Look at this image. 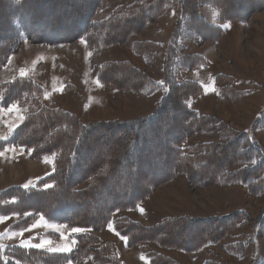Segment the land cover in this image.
<instances>
[{"label":"trees","instance_id":"obj_1","mask_svg":"<svg viewBox=\"0 0 264 264\" xmlns=\"http://www.w3.org/2000/svg\"><path fill=\"white\" fill-rule=\"evenodd\" d=\"M24 2L27 4L28 0H23V6H20V22L23 32L33 44L59 46L85 38L92 49L122 45L160 19L167 7L175 10L176 22L167 48L154 42L133 44L135 54L149 61L157 57L164 75V90L167 91L150 115L126 122L82 123L59 107L44 106L26 116L14 129L8 142L24 148L32 158L55 155L54 173L45 180L53 184L41 191H26L19 187L8 190L5 195L15 200L14 205L22 210L40 213L49 221L64 222L70 229L85 228L101 232L115 213L134 210L140 201L150 197L156 187L179 176H184L188 183L199 187L241 183L249 192L255 194L259 191L263 178L264 147L251 136L264 128V107L252 119L248 134L246 131L238 132L216 116L193 110L186 99L198 98L203 90L198 83L185 76L205 68L206 60L196 53L186 52L185 45L192 47L217 42L224 34V24L246 23L251 14L264 11V0H145L97 23L91 20L102 0H52L42 10L36 8L34 3L26 8ZM60 3L65 10L56 8ZM202 7L216 11L214 22L209 23L202 17ZM8 10H11L10 4L0 0V69L7 61V51L18 44L20 32L16 31L15 16H5ZM97 80L101 85L134 93L144 90L150 93L156 88L150 74L139 71L127 61L102 64ZM214 81L226 101L236 102L241 98L243 92L235 87L233 77L217 75ZM39 91L40 88L33 85L30 79L26 83L24 79H15L1 85L0 106L7 107L18 102L22 95H25V104L35 105L32 97L34 94L38 96ZM164 120L171 123L163 128L166 129L162 135L164 144L154 151L160 150L164 154L166 160L162 161L161 166L165 170L157 176H148L146 182L134 189H106L109 182L116 179L117 182L122 181L118 175L121 165H126L129 158H140L142 152L133 154L132 151L138 141L148 138L146 126ZM161 130V126L156 128L158 135ZM106 131L115 132L117 147L114 146L111 153L109 150L104 156L101 154L103 157L88 153L91 143L99 139L95 136ZM197 137L208 140L193 144ZM121 144H124V148ZM151 151H146V154ZM79 152H84L81 158L78 157ZM79 158L81 164H76ZM260 158L262 161H258ZM126 172V175L132 173L129 169ZM73 186H77L76 189ZM102 194L108 199L107 202L90 213L87 201H97ZM79 207L80 211L70 210ZM261 214L256 218L254 233L249 238H264V217ZM246 216L243 211L210 217L185 216L150 227L123 216L114 219V230L120 238L127 237L125 242L128 247L154 244L184 253H197L205 247L221 244L235 230L243 228L241 223ZM191 231L192 235L188 236L187 233ZM237 243L246 249L244 241L228 242L225 244L227 251L233 253ZM248 246L251 248L252 245ZM7 249L0 247V264H65L83 260H90L91 264H127L115 243L103 242L88 233L76 235L74 250L67 254L18 247ZM12 253L15 254L13 258L9 256ZM147 258L148 264H178L154 251H148Z\"/></svg>","mask_w":264,"mask_h":264},{"label":"rangeland","instance_id":"obj_2","mask_svg":"<svg viewBox=\"0 0 264 264\" xmlns=\"http://www.w3.org/2000/svg\"><path fill=\"white\" fill-rule=\"evenodd\" d=\"M5 1L11 7V10L6 11L5 16H15V25L17 27L15 28L16 31L20 32H18V44L12 45L11 50L7 51V61L0 69V87L15 79H24L25 83L30 79V82L39 87L40 91L38 96L34 94L32 97L35 99L33 103L35 105L25 104V95H22L18 102L15 101L9 105L15 104L17 111L0 113V138H3L0 139V153H2L0 155V217L6 218L0 222V247L8 248L7 250L18 247L22 249H38L55 254H67L74 250L75 236L88 233L95 235L103 242L111 243L116 240L117 243H113L116 244L121 258L127 264H148V251L161 254L178 264H254L255 261L257 264L262 263L264 261V238L261 236L254 239V237L249 238L248 236L254 233L256 218L264 211V167L261 173L263 178L260 181L259 191L255 194L252 193L253 191L249 192L241 183L199 187L188 183L184 176H179L167 184L156 187L150 197L140 201L134 210H123L115 213L110 222L112 230H109L107 226L101 232H92L91 230L73 232L72 229L67 227L68 224L59 221H49L42 214L31 212L32 210H22L18 205H14V199L6 197L5 193L14 187L26 190L23 185L29 184V189L26 191H41L53 184L52 182L47 183L45 180L54 173L55 155L32 158L27 150L8 142L14 129L29 114L44 106L59 107L74 115L82 123H97L104 121H133L140 117L148 116L155 110L156 103L165 92L161 63L157 57L149 61L141 55L135 54L133 44L137 42H154L167 48L176 20L175 10L167 7L164 9L160 19L148 25L122 45H110L105 48L92 49L89 48L86 39L82 38L72 41L71 44L50 46L31 43L23 32L20 22V14L22 12L20 6L23 0ZM31 1L28 0L27 4L24 2V5L26 4L24 7L27 8L34 3L36 8L42 10L52 0H35L32 3ZM143 1L145 0H102L91 21L93 23L103 21L117 11ZM65 3L66 1L63 4ZM56 8L65 10L62 3ZM202 8L200 10L202 17L207 22H210L212 13L209 14ZM11 12L12 15L10 14ZM37 19H39L38 16ZM1 22L2 20H0V25ZM231 23V25L229 22L222 26L224 29L223 36L228 34L227 38L224 37V47L216 46L223 39L222 36L215 43L207 42L192 47L185 45V51L196 53L200 56V52H206L210 58L217 62L222 70L232 69L234 63L223 65L220 61L222 58L220 55L230 53L238 59L240 67L250 70L251 76L256 79L264 70V59L261 58V56H264V11L251 14L246 23ZM231 26L234 30L231 33H227ZM6 28L8 29L7 26ZM14 48L16 50L12 52ZM124 61L130 62L139 71L150 74L153 77L156 88L150 93L147 90L141 93H134L132 91L116 90L112 86L101 85L98 82L97 73L102 64ZM241 68L236 73L238 74L236 79L242 80L243 78L240 72ZM204 69H197L195 73ZM191 73H187L186 76L184 73V76L190 80L189 75ZM236 79L234 77V80ZM258 92L261 95L264 94V88L262 87ZM202 96L203 91L198 98L189 97L186 102L195 110L193 104ZM253 103L255 104L248 109H244L248 106H245L246 103H244L241 107L243 108L244 106V112L238 114L236 126L238 128V126L244 124L247 129L246 134H248L250 123L255 116L249 118L247 124L244 123V118L246 119L251 113L256 112L257 114L264 107L263 105L261 109H258V100H254ZM7 107L0 106V108L5 109ZM21 116L23 117L22 120L19 119ZM217 117L238 132L245 131L238 130L234 125L230 124L231 121L235 122L230 112L228 115L220 114ZM170 123L171 121L164 120L159 124L153 122L146 126L148 138L138 141L135 150L132 151L133 154L142 152L139 156L140 158L136 159L138 161L129 158L126 165H121L118 175L122 177V181L117 182V179H113L114 181L109 182L106 189L112 190L117 187L121 191L130 187L134 189L141 185L142 182H146L148 176H157L159 172L165 170L161 166L162 161L166 160L164 154L160 150L154 151V149L164 144L162 135L166 129L163 130V128L169 126ZM10 126L13 127L11 132L9 131ZM160 126L162 130L159 132L160 135H158L156 128ZM95 137H99V139L91 143V146H89L90 151L88 152L93 154V156L95 154L104 156L109 150L111 153L114 146L117 147V142L114 140L115 132H100ZM251 137L258 139L262 147H264V128L258 129L256 135ZM207 140V138L197 137L193 144ZM121 145L124 148V144ZM190 145L192 144L190 143ZM148 150L152 151L146 154ZM82 155H84V152H79L78 157L81 158ZM80 158L76 164H81ZM262 159L260 158L258 161H262ZM82 168H84V165H82ZM128 169L132 171L130 175H126ZM46 185L48 187H45ZM76 187L73 186V189H76ZM118 194L121 193L119 192ZM103 195L97 201H87L90 213H94L95 209L104 206V203L107 202L108 199ZM69 200L77 201L75 199ZM74 209L80 211L81 207L70 208V210ZM141 209L143 210L142 212ZM236 211H243L247 215V218L242 219L241 225L243 228L235 230L221 244L205 247L197 253H184L174 248L157 247L154 244L128 247L125 240L121 239L114 230V219L123 216L150 227L166 220L185 216H221L232 214ZM26 213L27 215H25ZM261 215L264 217V213ZM24 229L31 230L23 231V234L20 235L19 233ZM192 233L191 231L187 234L191 236ZM245 238L247 239L245 240ZM45 241L49 243H45L41 248L29 246L41 244ZM243 241L246 245V249L242 245L244 251L241 246L239 247L238 243L233 253L228 252L227 247H225L228 242L243 243ZM249 244L252 245L251 248H249ZM63 247H69L71 251H48L49 248ZM9 256L13 258L15 254L12 253ZM90 262L89 260H83L79 263L69 261L65 264H91Z\"/></svg>","mask_w":264,"mask_h":264},{"label":"crops","instance_id":"obj_3","mask_svg":"<svg viewBox=\"0 0 264 264\" xmlns=\"http://www.w3.org/2000/svg\"><path fill=\"white\" fill-rule=\"evenodd\" d=\"M105 1V0H104ZM206 10L209 14L212 13V16L210 17V22L212 23L215 20L216 17V11L212 8H202V10ZM232 23H230L231 25ZM234 30V28L231 26L228 29L227 33H231ZM228 34H225L223 36V39L218 43L216 46H221L224 47V37L227 38ZM218 50H220L218 48ZM200 52V51H199ZM201 56L206 60V68H202L204 70L195 73L193 71L189 76L190 80L193 82L198 83L203 90V96L200 99H197L196 102L193 104V108L199 113V114H204V115H217L220 116V114H226L230 112L231 116L234 118L235 122L231 121V125H234L236 129L238 130H247L244 126V124H241L240 126H236L237 124V119H238V114L241 112H244V109H248L249 107L253 106L255 103L254 100H258V109H261L262 106L264 105V94L261 95L260 92H258L262 87L264 88V70L263 73L260 74V76H257L256 79H254L250 73V70L248 69H243L240 67V62L238 59L232 55V54H225V55H220L222 57L220 61L222 62L223 65H230L233 64L232 69L229 70H222L218 66L217 62L210 58L206 52H200ZM261 58L264 59V56H261ZM235 65V66H234ZM241 68L240 72L242 73V80L236 79V74L238 72V69ZM264 69V68H263ZM200 70V69H199ZM217 75H228L231 77H235V87L238 88V90H241L243 92L241 98L236 101V102H228L226 101L221 95H220V88L215 85L214 79ZM245 104L247 108H241L242 105ZM214 112V113H213ZM255 113H251L248 115V117L245 119L244 118V123H248L247 120L249 118H253L255 116ZM215 115V116H216ZM216 116V117H217ZM222 118V116H221ZM224 119V118H223ZM226 120V119H225ZM229 120V119H228ZM230 121V120H229ZM245 128V129H244ZM114 238V237H113ZM115 239V238H114ZM113 241V240H111ZM113 242H116L113 241ZM117 243V242H116ZM119 252V250H118ZM120 254V253H119ZM123 259V258H122ZM90 262V260H89ZM91 263V262H90Z\"/></svg>","mask_w":264,"mask_h":264},{"label":"snow or ice","instance_id":"obj_4","mask_svg":"<svg viewBox=\"0 0 264 264\" xmlns=\"http://www.w3.org/2000/svg\"><path fill=\"white\" fill-rule=\"evenodd\" d=\"M225 27H227V25H225ZM81 43H83V41H81ZM165 90L167 91V89H165ZM46 98H47V96H46ZM5 111H7V112H9V113H12V112H14V111H17V106H16L15 104H13V105H11V106H8L6 109H5V108H0V113H3V112H5ZM19 119L22 120L23 117L21 116V117H19ZM12 130H13V127L10 126L9 131L11 132ZM0 139H3V138H0ZM13 150H14V149H13ZM0 155H2V153H0ZM253 163H255V161H253ZM23 187L27 190V189H29V184H25V185H23ZM45 187H48V186L46 185ZM142 211H143V210L141 209V212H142ZM25 215H27V213H26ZM3 219H6V218H4V217H0V222H2ZM108 228H109V230H112V225H111V223H109ZM30 230H31V229H24V230H22L21 233H19V234L22 235V234H23V231H30ZM72 231H73V232H82V231H90V229L73 228ZM13 235H15V234H13ZM121 239H123V240H127V237H121ZM45 243H49V242L45 241V242H43V243H41V244H33V245H29V246H31V247H37V248H41V247L44 246ZM48 251H53V252H54V251H64V252H68V251H71V249H70L69 247H63V248H49ZM142 259H143V258H142Z\"/></svg>","mask_w":264,"mask_h":264},{"label":"bare ground","instance_id":"obj_5","mask_svg":"<svg viewBox=\"0 0 264 264\" xmlns=\"http://www.w3.org/2000/svg\"><path fill=\"white\" fill-rule=\"evenodd\" d=\"M35 12V11H34ZM48 15V14H47ZM2 33V32H1Z\"/></svg>","mask_w":264,"mask_h":264}]
</instances>
